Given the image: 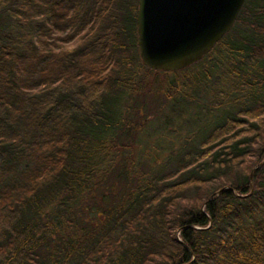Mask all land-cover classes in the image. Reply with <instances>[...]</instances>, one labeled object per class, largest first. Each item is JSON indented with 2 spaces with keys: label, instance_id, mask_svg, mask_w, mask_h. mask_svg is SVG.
<instances>
[{
  "label": "trees",
  "instance_id": "obj_1",
  "mask_svg": "<svg viewBox=\"0 0 264 264\" xmlns=\"http://www.w3.org/2000/svg\"><path fill=\"white\" fill-rule=\"evenodd\" d=\"M138 6L0 0V264H264V0L184 77L224 68L213 123L148 171Z\"/></svg>",
  "mask_w": 264,
  "mask_h": 264
},
{
  "label": "rangeland",
  "instance_id": "obj_2",
  "mask_svg": "<svg viewBox=\"0 0 264 264\" xmlns=\"http://www.w3.org/2000/svg\"><path fill=\"white\" fill-rule=\"evenodd\" d=\"M138 56L140 58L139 53ZM223 69L221 67L219 71L212 73V79L213 81L217 79V85H214L210 79L205 81L206 85L201 86L198 91L183 88V83L186 82L184 77L198 73V69L189 68L178 75L172 72L154 71L148 67L147 70L141 69L144 77L138 79V84L142 91L140 100L145 105L142 113L136 116V121L142 116L145 118V123L143 128L136 131L139 137L132 149L139 151V155L133 156L134 161L148 171L149 167L157 166L160 161L170 157L173 151H180L185 145L190 147L194 145V138H198L199 133L213 123L214 116L216 117L218 113L217 104L220 103L217 100L227 99V93L232 89ZM172 80H177L180 85L176 86V81L172 82ZM179 88L189 95L180 93ZM114 179V177L110 178V181ZM118 186L116 192L120 187H124V184ZM103 194L106 198L105 196L96 198V203L86 210L92 217L91 220L101 214L103 208L107 212L115 203L111 201L113 195L106 189Z\"/></svg>",
  "mask_w": 264,
  "mask_h": 264
},
{
  "label": "water",
  "instance_id": "obj_3",
  "mask_svg": "<svg viewBox=\"0 0 264 264\" xmlns=\"http://www.w3.org/2000/svg\"><path fill=\"white\" fill-rule=\"evenodd\" d=\"M246 1L138 0L142 63L154 71L174 72L201 61L231 31Z\"/></svg>",
  "mask_w": 264,
  "mask_h": 264
}]
</instances>
